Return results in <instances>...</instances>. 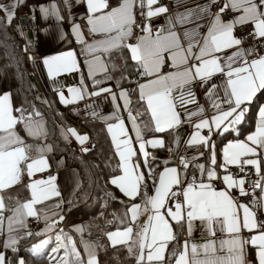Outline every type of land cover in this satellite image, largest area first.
I'll return each instance as SVG.
<instances>
[{
	"label": "snow or ice",
	"instance_id": "obj_1",
	"mask_svg": "<svg viewBox=\"0 0 264 264\" xmlns=\"http://www.w3.org/2000/svg\"><path fill=\"white\" fill-rule=\"evenodd\" d=\"M18 2L0 3L4 13L0 19L8 25ZM61 2L70 7L72 0ZM83 2L85 26L93 39H86L74 20L71 32L82 45L93 90H88L81 75L79 86L67 88L70 98L62 88L55 91L65 106L105 93L114 102L110 116L91 112L106 122L117 158L109 182L130 201L123 217L117 218L119 226L106 233L108 241L113 247L125 246L130 255L135 253V264H251L246 256L249 247L255 250V264H264V219H258V212L264 213V104L256 103L264 97V53L259 51L264 45L244 47V37L237 35L238 28L250 26L244 36L254 41L264 39V0H204L167 15L165 25L155 29L153 18L169 14V7L161 0ZM172 2L180 8L189 0ZM39 10L45 18L51 15L65 20L55 0L48 6L40 5ZM125 51V64L131 61L135 65L137 80L132 82L135 88H119L117 93L103 85L111 79V57L117 52L123 56ZM42 62L50 78L80 70L73 50L46 56ZM97 73H103L105 79H97ZM130 92L136 95L135 106ZM29 108L15 107L11 93L0 94V264H26L22 257L9 260L6 251L16 253L22 241L41 236L44 238L28 251L46 258L48 264H98L94 243L81 235L82 255L76 239L63 229L57 230L64 220L57 211L63 201L47 203L61 195L57 177L43 175L50 169L46 153L53 147L29 144L16 131L23 125L29 137L46 138L41 112L35 105ZM249 117L254 130L244 134L242 128ZM144 118L147 123L141 126ZM182 124L192 128L185 154L176 156L180 144L176 136V147L167 148L169 158L157 162L148 149H165L166 142L158 134H170ZM69 134L81 145L89 140L74 127L62 129L65 140ZM229 135L233 138L228 139ZM213 136L221 138L223 144L219 163ZM199 148L206 149V157L204 152L186 155ZM202 157L206 163L197 162ZM156 163L163 167L154 175ZM249 169L256 176L252 190L246 188ZM38 174L40 178H36ZM21 184L27 198L17 196L15 206L9 207L4 193ZM250 195L253 198L247 201ZM29 218L43 220L44 227L33 232ZM197 227L200 241L193 239ZM75 231L82 234L84 227L77 225Z\"/></svg>",
	"mask_w": 264,
	"mask_h": 264
},
{
	"label": "crops",
	"instance_id": "obj_2",
	"mask_svg": "<svg viewBox=\"0 0 264 264\" xmlns=\"http://www.w3.org/2000/svg\"><path fill=\"white\" fill-rule=\"evenodd\" d=\"M16 2V0H0V3L11 5L12 3ZM53 2V0H19L17 3V6L14 9L15 17L12 21V25H14L15 30L18 32V36L20 39H22L24 43V47H27V56L30 60V66H31V75L30 80H32V86H33V93L35 96V100L39 106H43L45 108H50L49 103L50 99L52 100L53 106L56 108L57 114L60 115V118L62 120H65L66 123L63 124L60 120V118H55L57 125L60 126L61 130L59 131V134L62 136V129H67L69 127H74L76 130L79 129L77 124L87 122L86 126L80 131L77 130L79 134H87L90 135L92 139H98L99 146L101 149L109 150L112 153L111 159H113L114 163H117V158L113 155V147L110 141V136L106 131V122L95 118L91 115L92 111H96L100 114V116H110L114 111V102L111 99V96L107 93L102 94L100 96H92L87 97L84 100L77 101L76 103L70 104V105H63L59 102L57 93L55 89L62 88L65 91L66 97L70 98V93H68L67 88L69 87H75L79 86L80 77L81 75L84 76L85 83L89 85V91H92V79L88 76L87 73V66H86V60L84 55L81 53L82 45L78 43L75 35L71 32V23L73 20L76 23H79L82 27V30L84 32L85 38L88 40L93 39L91 35L88 33V29L85 26V16H86V3L81 0V2H76V0H72L71 6L66 7L61 0H55V2L58 4L61 14L65 17L64 21H58L54 16H49L45 18L44 14L39 10L40 5L48 6ZM204 0H189V3L181 5L180 8H176L173 6L172 0H161V3L166 4L169 7V14L153 18L152 26L153 28H159L163 25H165L167 20V15L174 14L177 11H182L186 7H191L195 5L196 3H203ZM29 4V5H28ZM27 6V13L23 15V17L18 16V8H24ZM4 14V13H3ZM24 19H29L31 21V24H33V28L30 29H24L22 30L21 26L19 25V22ZM250 27V26H249ZM137 34L139 32L137 31ZM257 45H264V39L255 41ZM254 44L253 42L245 43L243 45L244 47H248L250 45ZM262 53H264V48H260ZM25 50V49H24ZM73 50L77 53V59L80 61V70L74 71L70 73H62L56 78H50L48 76L47 67L43 64V58L50 55H55L63 51H69ZM126 52V51H125ZM119 53V52H117ZM117 53H115L108 64V73L111 76V79L108 80L103 86L104 87H111L114 92H119V88H125L126 86L130 85L135 88V83H132L137 80V76L135 74L132 75V77H127L125 81H118L115 76H112L111 72L113 69V62L114 59L117 58ZM127 54V52H126ZM97 79L104 80V74L103 73H97ZM143 82V81H141ZM119 85V87H118ZM5 92H2L0 94H3ZM196 95L198 99L200 100V103H204V99L202 96V93L197 88L196 89ZM133 102L135 106V100L136 95L134 94ZM43 101H47V103H44ZM118 103H123L121 100H117ZM259 104H264V97H260L257 99V102ZM90 106V107H89ZM190 107H192L190 105ZM142 110V109H141ZM255 110V109H254ZM123 112V109H121ZM62 114V115H61ZM44 120V119H43ZM252 120V119H250ZM114 122V121H109ZM141 126H143L145 123H147V118H144L140 121ZM126 124H129L128 121H126ZM47 122L44 121V128L45 131ZM254 130V121L249 124V128H242V133L247 134L248 132ZM16 131L18 134L25 139V141L29 144L33 143H47L51 144L48 140L46 135L45 137H41L39 139H34L28 136L27 132L24 130L23 125H18ZM192 131V128L187 124H182L179 128H177L174 132L170 134H158L160 135L166 142L167 147L165 149H151L148 150L152 153L156 159L161 160V162L164 159H168L170 153L168 152L167 148H175L176 145L173 143V137L178 136L180 138V144L178 151L176 152V156H180L182 154H185V142L189 139L190 133ZM145 134L147 135V132L145 130ZM206 135V132L204 133ZM130 135L134 136V132L130 130ZM63 138V136H62ZM233 136L229 135L228 139H232ZM241 139L244 138V135L242 134ZM219 137L213 136V140L217 143V160L218 163L222 160V154L220 152V149L223 147V144L220 143ZM64 144L66 147L71 141H74L79 145L80 143L75 139V137H72L69 134V138L65 140L63 138ZM225 143L227 141H224ZM69 147V146H68ZM71 148V147H69ZM198 152H204L205 157L207 156V151L204 148L189 150L186 155L187 156H193L197 155ZM48 162L50 164V172L53 173L57 177L56 184L58 187V190L60 191L61 195L58 198H54L53 200L47 202L48 204L52 205L55 204L58 201H63L61 204L60 209L57 211L62 212L63 207L65 204L68 203L70 199H72V196L75 194L77 187H79L80 184V176L78 174V169L75 167L70 161H68V156L64 154V152L59 149L53 148V150L49 153H46ZM198 163H206L205 158H200ZM174 166V165H170ZM163 165L161 163L160 167L154 169V175L157 174L161 169ZM222 173V170H219ZM254 172V170L249 169V173ZM36 178H40V174L37 175ZM110 181V179H109ZM108 181V182H109ZM24 183H27V177L24 178ZM110 187H114L117 192L120 193L122 198H127L123 195V193L120 192V190L112 185L110 182L108 183ZM236 192L233 193L235 195ZM257 195H261V193L257 192ZM5 196V203L9 205V207L15 206V197H19L21 200H24L27 198L28 193L24 190L23 184L13 187L12 189L6 191L4 193ZM7 197H13L12 200L7 199ZM40 207V206H38ZM10 213L5 212V215H9ZM264 216V213H263ZM31 218H29L30 220ZM40 225L36 226L34 231H38L44 227V221L39 220ZM29 223V221H28ZM63 222L58 224L57 230L63 229ZM77 225L74 224L73 227H71V230L68 229V232L64 230V232L69 233L73 236L74 239L77 241V246L80 248L82 255H84L83 247L79 243L81 235H83V238L92 242V240L88 237H85L84 232L77 233L75 231V227ZM29 227L31 228V225L29 224ZM44 238L36 237V239L32 242L36 243L39 239ZM193 239L195 241H200V230L199 227H197V230L194 232ZM107 242L108 239L106 238ZM31 243L29 245H32ZM111 245V243L109 242ZM112 246V245H111ZM31 247V246H30ZM97 253V250H96ZM254 254L255 250L252 248L246 249V256L247 259L251 262V264H255L254 261ZM97 257V256H96ZM20 258V257H19ZM98 260V258H97ZM99 264V260H98Z\"/></svg>",
	"mask_w": 264,
	"mask_h": 264
},
{
	"label": "trees",
	"instance_id": "obj_3",
	"mask_svg": "<svg viewBox=\"0 0 264 264\" xmlns=\"http://www.w3.org/2000/svg\"><path fill=\"white\" fill-rule=\"evenodd\" d=\"M29 5V4H28ZM24 8H28L25 6ZM3 12H0V17H3ZM14 25H8L3 19H0V93L8 92L12 95V101L15 107L24 106L29 108V105H35L47 122L46 134L50 141V145L55 149H61L68 157V161L78 169L80 176V184L77 187L72 199L62 209L61 214L64 216L63 229L68 232L74 224L84 227L85 237L92 240L96 245V256L99 264H135L133 256L130 255L123 245L111 246L106 240V233L115 231L118 225L117 218H122L125 212V204L130 201L122 198L119 192L108 185V181L116 167L112 153L109 150L101 149L98 139H93V149L78 155L72 148L64 144L63 138L59 131L60 126L57 125L55 118H60L56 108L50 99L48 104L50 108L39 106L35 100L33 93L32 80H30L31 66L27 52H24V43L18 36ZM117 53L116 60L114 59L112 76L118 81H125L122 77H132L135 65L128 61L125 64L124 57ZM260 98V97H259ZM257 102V101H256ZM31 111V108H29ZM62 115V114H61ZM252 117L248 118V124L243 128H249L252 123ZM63 124L65 120L58 119ZM88 124L83 122L78 124V131L82 130ZM157 162L161 160L156 159ZM161 163L154 164V169L160 167ZM147 175V170H146ZM72 233V232H69ZM36 239L33 237L29 240L22 241L19 244V250L13 253L11 250L6 251V256L11 261H15L22 257L26 264H48L46 258L35 257L29 251L32 242ZM0 250H3L0 248Z\"/></svg>",
	"mask_w": 264,
	"mask_h": 264
},
{
	"label": "built area",
	"instance_id": "obj_4",
	"mask_svg": "<svg viewBox=\"0 0 264 264\" xmlns=\"http://www.w3.org/2000/svg\"><path fill=\"white\" fill-rule=\"evenodd\" d=\"M18 9H19L18 10V16L22 18L23 15H25L27 13V9L26 8H23V9L22 8H18ZM213 11H216V8L215 7L213 8ZM19 25L21 26V28H22L23 31H24V29L33 28V24H31V21L29 19H24L23 18V20L19 22ZM248 31H250V27L248 29H245V28L241 27V28H238V30H237V35L244 37V45H245V43H249V42L255 43V41L251 38V36H244V34L246 32H248ZM259 51H261L260 48H259ZM165 70H167V69H165ZM125 88H127V89H133V86L128 85ZM130 95L133 97L134 93H131L130 92ZM206 135H207V133H206ZM88 136H89V140L86 141L83 145H81V144L77 145L76 142H70L68 144V146L71 147L74 150V152L77 153L78 155H82L85 152V151H82V148L83 149H89L90 150L91 148L93 149V147H94L93 146V143H94L93 139L91 138L90 135H88ZM232 171L233 172H236L237 169L232 168ZM43 175L46 176V175H53V174L49 170L47 173H44ZM255 179H256V176L255 175H253L251 173L248 175V177H247V184H246V188L247 189L252 190L254 188V181H255ZM257 192H258V190H256V193L255 194H256L257 197H259V195H257ZM235 195H237V193H235ZM252 198L253 197L251 195L248 196L247 197V201H251ZM258 219H264L263 213H259L258 212ZM29 224L31 225V230L33 231V228L36 227V226H38L40 223H39V221L31 218L29 220ZM245 235H247V233H245Z\"/></svg>",
	"mask_w": 264,
	"mask_h": 264
},
{
	"label": "rangeland",
	"instance_id": "obj_5",
	"mask_svg": "<svg viewBox=\"0 0 264 264\" xmlns=\"http://www.w3.org/2000/svg\"><path fill=\"white\" fill-rule=\"evenodd\" d=\"M19 9H18V7H17V11H18ZM77 126H78V124H77ZM71 142H74V141H71ZM53 174V173H52ZM40 225V224H39Z\"/></svg>",
	"mask_w": 264,
	"mask_h": 264
}]
</instances>
